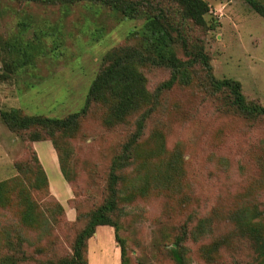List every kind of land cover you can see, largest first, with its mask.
<instances>
[{
	"label": "rangeland",
	"instance_id": "374dc122",
	"mask_svg": "<svg viewBox=\"0 0 264 264\" xmlns=\"http://www.w3.org/2000/svg\"><path fill=\"white\" fill-rule=\"evenodd\" d=\"M156 1L179 23L175 3ZM205 1V19L215 29L189 21L179 27L189 44H202L215 78L238 81L246 102L264 106V19L244 0ZM28 14L35 22L24 37L34 38L37 28L45 48L28 69L0 75V110L59 118L81 111L102 56L137 44L138 35L129 32L143 23L94 3L60 9L0 0V73ZM54 35L63 42L55 53ZM176 53L183 57L180 45ZM141 70L153 112L119 173L118 240L113 227H95L87 264H176L169 249L178 236L188 264H255L256 246L241 232L247 218L240 230L230 217L237 209L248 216L257 211L264 230V117L240 113L197 70L189 84L160 92L169 72ZM112 105L92 102L71 130L39 131L37 140L30 139L35 130L12 131L0 120V258L14 253L21 264H48L71 256L75 236L107 196L112 160L136 129L139 112L107 122Z\"/></svg>",
	"mask_w": 264,
	"mask_h": 264
},
{
	"label": "trees",
	"instance_id": "16d2710c",
	"mask_svg": "<svg viewBox=\"0 0 264 264\" xmlns=\"http://www.w3.org/2000/svg\"><path fill=\"white\" fill-rule=\"evenodd\" d=\"M26 3L43 5H59L60 9L78 3H94L109 9L114 14L124 18L133 19L141 17L143 23L138 31H130L129 34L138 35L135 45H123L106 52L101 58V67L95 78L91 81L85 96L84 105L79 112L69 114L66 117H47L39 114L27 115L18 109L0 110V120L12 131L35 130L30 137L32 140L39 138L40 132L54 135L57 132H68L75 125L80 114L85 113L92 102L108 103L113 101L109 113V121L117 122L132 112H139L136 120V129L123 145L121 152L112 160L107 180V196L103 203L95 208L89 215L84 227L75 236L72 253L69 257H62L48 264H87L85 251L87 239L92 236L97 226H111L114 228L115 239L118 240L117 207L118 182L120 171L127 166L132 159V146L142 138L145 121L153 112L150 96L145 88V77L142 68L146 66L162 67L169 72V77L162 81L156 91L169 90L175 85H187L192 80L191 71L201 73L206 84L214 92H226L231 99V105L243 115L249 117H264V106L257 103H248L241 90L238 81L222 78L217 79L212 74L210 58L204 51L202 44H189L182 29L179 27L182 21H189L192 25L206 29H215L216 23H208L205 15L209 12V5L205 0H169L175 3L179 10V23L173 19V14L156 0H20ZM255 12L264 19V0H244ZM35 19L28 14L24 20L18 22L19 35L8 43L10 58L4 62L5 70L1 76L28 69L34 65L37 58L45 48L40 31L35 28L34 38L24 37V32L33 26ZM182 26V25H181ZM51 42V51L56 52L63 45L59 35H54ZM176 45L183 49V57L176 53ZM57 54V53H56ZM57 148V147H56ZM38 164V159L35 158ZM62 172L63 168H62ZM38 174L45 182L43 169L38 165ZM59 210L61 206L57 203ZM31 214L32 211H30ZM257 211L248 216L246 209H237L230 220L241 230L244 224L243 218H247V230L241 232L248 234V238L255 244V264H264V230L259 226ZM35 220L34 217L30 218ZM28 220V219H26ZM201 222L198 228H204ZM183 236H178L175 247L169 249V254L176 264H188L185 258ZM121 257L123 247L120 245ZM18 254V253H16ZM22 258L26 259L23 254ZM0 264H21V259L14 255H4L0 258Z\"/></svg>",
	"mask_w": 264,
	"mask_h": 264
}]
</instances>
